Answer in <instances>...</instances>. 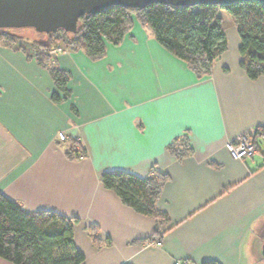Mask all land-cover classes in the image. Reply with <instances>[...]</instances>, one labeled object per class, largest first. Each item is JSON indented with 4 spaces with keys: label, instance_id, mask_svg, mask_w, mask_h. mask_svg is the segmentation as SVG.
Segmentation results:
<instances>
[{
    "label": "crops",
    "instance_id": "1",
    "mask_svg": "<svg viewBox=\"0 0 264 264\" xmlns=\"http://www.w3.org/2000/svg\"><path fill=\"white\" fill-rule=\"evenodd\" d=\"M223 30L227 48L208 76L137 23L97 60L81 50L58 54L52 64L67 71L70 91L59 102L32 42L0 41V194L24 210L77 218L83 264H256L251 252L263 259L264 141L242 160L226 144L264 127V78L252 81L240 67L233 21ZM185 134L192 151L177 160L167 146ZM73 140L84 157L66 156ZM152 168L167 177L155 206L168 221L158 243L147 245L156 222L99 178L113 171L146 178Z\"/></svg>",
    "mask_w": 264,
    "mask_h": 264
},
{
    "label": "trees",
    "instance_id": "2",
    "mask_svg": "<svg viewBox=\"0 0 264 264\" xmlns=\"http://www.w3.org/2000/svg\"><path fill=\"white\" fill-rule=\"evenodd\" d=\"M221 10L233 19L237 29L240 67L252 81L264 78V4L256 2L194 7L150 4L139 10L109 7L95 15L80 18L74 34L57 31L42 35L31 45L38 49L35 58L48 68L57 91L62 94L60 97L54 93V102L67 98L70 91L67 88V71L52 64L54 56L49 52L53 48L66 52L81 50L97 60L104 55L107 43L118 45L136 23L150 30L157 43L187 64L194 74L208 76L213 62L227 48ZM23 40L9 30H0L2 42L21 44ZM248 136L258 146V141H264V127H257L255 135ZM68 147L67 157L85 156L77 141H71ZM167 151L177 160L189 156L192 149L187 135L175 139L167 146ZM166 178L154 168L146 178L125 171L105 172L99 178L102 186L115 192L124 205L156 222L155 234L144 241L147 245L153 240L158 243L159 227L168 221L165 213L155 206ZM78 221L75 217L67 218L51 211L24 210L16 201L0 194V258L12 264H83L85 257L74 244L73 229ZM89 234L92 244L100 247L101 239L96 228H90Z\"/></svg>",
    "mask_w": 264,
    "mask_h": 264
},
{
    "label": "water",
    "instance_id": "3",
    "mask_svg": "<svg viewBox=\"0 0 264 264\" xmlns=\"http://www.w3.org/2000/svg\"><path fill=\"white\" fill-rule=\"evenodd\" d=\"M250 2L264 4V0H0V30L31 28L39 35L57 31L74 34L80 18L95 15L109 7L139 10L150 4L194 7ZM260 249L264 259V236Z\"/></svg>",
    "mask_w": 264,
    "mask_h": 264
},
{
    "label": "built area",
    "instance_id": "4",
    "mask_svg": "<svg viewBox=\"0 0 264 264\" xmlns=\"http://www.w3.org/2000/svg\"><path fill=\"white\" fill-rule=\"evenodd\" d=\"M66 51L61 48H53L49 54L50 56H56L58 54H64ZM60 140L64 141L66 136L62 133L59 134ZM226 149L229 151L230 155L236 159H245L253 157L257 152V144L253 143L252 140L249 138L248 134L244 133V135L237 136L226 144ZM155 243L150 242V244ZM173 264H186L185 262H174Z\"/></svg>",
    "mask_w": 264,
    "mask_h": 264
},
{
    "label": "rangeland",
    "instance_id": "5",
    "mask_svg": "<svg viewBox=\"0 0 264 264\" xmlns=\"http://www.w3.org/2000/svg\"><path fill=\"white\" fill-rule=\"evenodd\" d=\"M220 19H222V27L225 29L230 23L231 20L233 21L232 18L229 17V15L226 14V12L223 10L220 11ZM13 34L17 35L18 37L20 36L21 38L25 39L23 41H27V42H33V41H38L42 38V35H39L36 31H34L33 29L29 28V29H18V30H12L11 31ZM25 42V43H27ZM30 45V44H29ZM259 148L260 150L264 151V144H259ZM250 256L253 260H255L257 263L258 262H262L261 264H264V260L261 261L259 260L260 257L258 256V254L256 252H251Z\"/></svg>",
    "mask_w": 264,
    "mask_h": 264
}]
</instances>
